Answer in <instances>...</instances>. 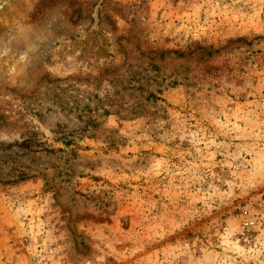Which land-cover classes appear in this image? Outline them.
Returning <instances> with one entry per match:
<instances>
[{
	"label": "rangeland",
	"instance_id": "1",
	"mask_svg": "<svg viewBox=\"0 0 264 264\" xmlns=\"http://www.w3.org/2000/svg\"><path fill=\"white\" fill-rule=\"evenodd\" d=\"M0 264H264V0H0Z\"/></svg>",
	"mask_w": 264,
	"mask_h": 264
}]
</instances>
